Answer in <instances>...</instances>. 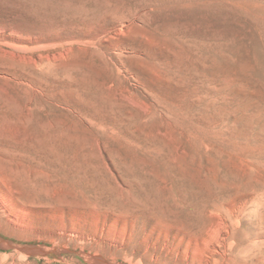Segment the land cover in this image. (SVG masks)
Instances as JSON below:
<instances>
[{"label":"rangeland","instance_id":"1","mask_svg":"<svg viewBox=\"0 0 264 264\" xmlns=\"http://www.w3.org/2000/svg\"><path fill=\"white\" fill-rule=\"evenodd\" d=\"M0 242L264 264V0H0Z\"/></svg>","mask_w":264,"mask_h":264},{"label":"bare ground","instance_id":"2","mask_svg":"<svg viewBox=\"0 0 264 264\" xmlns=\"http://www.w3.org/2000/svg\"><path fill=\"white\" fill-rule=\"evenodd\" d=\"M3 242H0V244H2ZM6 244H8L7 242H5ZM5 245V244H4ZM19 249L23 250V251H32V250H36L39 252H43L42 249H36V248H27V247H22V246H18Z\"/></svg>","mask_w":264,"mask_h":264}]
</instances>
